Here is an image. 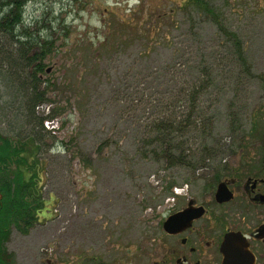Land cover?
<instances>
[{"label": "rangeland", "instance_id": "1", "mask_svg": "<svg viewBox=\"0 0 264 264\" xmlns=\"http://www.w3.org/2000/svg\"><path fill=\"white\" fill-rule=\"evenodd\" d=\"M201 1L214 15L190 0H27L13 37L53 43L38 74L48 100L35 113L59 122L51 133L18 112L33 69L0 32V55L13 57L3 72L18 80L13 90L0 83V134L22 136L10 139L23 158L1 165L0 176L37 174L31 202L41 209L26 233L11 229L1 264H151L146 251L155 255L168 214L207 199L226 165L256 163L264 0ZM193 107V129H158Z\"/></svg>", "mask_w": 264, "mask_h": 264}, {"label": "flooded vegetation", "instance_id": "2", "mask_svg": "<svg viewBox=\"0 0 264 264\" xmlns=\"http://www.w3.org/2000/svg\"><path fill=\"white\" fill-rule=\"evenodd\" d=\"M260 150L255 164L247 160L245 167H223L225 177L218 179L207 199H188L166 216L163 223L188 208L199 210L194 220L179 224L173 233L162 223L153 243L155 255L146 251L154 257L151 264H264V149ZM221 183L232 194L222 202L216 198Z\"/></svg>", "mask_w": 264, "mask_h": 264}, {"label": "trees", "instance_id": "3", "mask_svg": "<svg viewBox=\"0 0 264 264\" xmlns=\"http://www.w3.org/2000/svg\"><path fill=\"white\" fill-rule=\"evenodd\" d=\"M27 0H0L1 4H5V11L1 12L0 14V32H4L7 34L15 33V29L19 26V24H23V16H24V7ZM190 4L193 5V7H197L203 12H206L208 15H214V10L212 7L207 3L203 2L201 0H190ZM1 8V7H0ZM224 33L230 37V34L224 31ZM16 34V33H15ZM16 39L13 37V44L19 45V56L20 59L25 61V66H23L25 69L32 68L33 70L31 77H33L34 82H32V86L29 87V93L26 94V99L21 101V105L18 109V112H24L25 114L34 117L33 119L38 120L39 127H41L44 131L51 133L48 131L45 126L44 122L45 120L49 119V117L46 115L45 118H39L36 117V109L41 106L43 102H47L45 91H40L38 89V83H41V78H38V74L42 75L46 72L44 64L45 58L51 53L53 48V43L47 39L42 42H38L36 38H30V34L23 31V34L18 36L15 35ZM233 37V36H232ZM28 39V40H27ZM30 40V41H29ZM236 43V42H235ZM37 48V52L31 53L32 47ZM21 49V50H20ZM27 53L29 54V57L27 56ZM31 54V55H30ZM0 83H8L6 88L13 90L17 88L18 81L16 79L15 73H4L3 68L4 63L6 60H13V57L9 58L6 55H0ZM17 66L16 61L14 60V66ZM13 66V65H12ZM13 70H16V68H12ZM4 71V72H3ZM2 83V84H3ZM22 84V88H25L24 83L20 82ZM5 87V85H4ZM2 86L0 84V104L2 101ZM195 104V102H193ZM20 104V103H19ZM0 105V110H1ZM189 116L185 117V120L179 122H176L175 120L171 121L172 124L163 125L166 124L165 122L161 125H159L160 131H174L175 133H178V128L188 130L189 127L193 129L195 126V121H192V118L195 113V108H191ZM17 112V113H18ZM7 115V114H6ZM179 123V127L178 124ZM176 124L177 127H173V125ZM181 124V126H180ZM8 134V133H7ZM6 135V134H5ZM54 135V134H53ZM9 136V137H7ZM2 136L0 134V146L4 148V154L0 153V167L8 166L10 163L9 161H12L13 159L21 160V146L14 147L12 145V136L19 139V137H22L17 133H14V135H7ZM32 138L35 144H38V137L35 135L27 136L26 138ZM20 141V139L18 140ZM39 141H41L39 139ZM173 151L171 148H168L167 155H171L170 152ZM23 160V158H22ZM8 175V174H7ZM0 176V256L5 254V243L9 239L11 234V229L13 227L21 229L23 232H27L35 223H37L38 219L36 217L37 214H35V211L40 212V207L35 204V210L33 208V205L31 200L36 196V182L35 177H37V174H32V178L28 180L21 179L17 176ZM39 216V215H37ZM9 256V254H7ZM1 264V262H0Z\"/></svg>", "mask_w": 264, "mask_h": 264}, {"label": "water", "instance_id": "4", "mask_svg": "<svg viewBox=\"0 0 264 264\" xmlns=\"http://www.w3.org/2000/svg\"><path fill=\"white\" fill-rule=\"evenodd\" d=\"M216 198L218 201L222 202L224 200H229L230 198H232V194L229 192V190L227 189V186L225 185V183H221L218 186V190H217V194H216ZM199 211V210H198ZM197 210H192L191 208L186 209L183 212H179L176 214H172V216H170L168 218V220L163 223L164 224V229L169 232V233H173L176 229V227L179 224H189L191 220H194V218H196V213L198 212ZM202 212H200L201 214ZM228 242L225 241V243L223 244L222 250L224 252H226V250H228Z\"/></svg>", "mask_w": 264, "mask_h": 264}, {"label": "built area", "instance_id": "5", "mask_svg": "<svg viewBox=\"0 0 264 264\" xmlns=\"http://www.w3.org/2000/svg\"><path fill=\"white\" fill-rule=\"evenodd\" d=\"M47 127L49 128H55L58 127V123L56 121L45 123Z\"/></svg>", "mask_w": 264, "mask_h": 264}]
</instances>
